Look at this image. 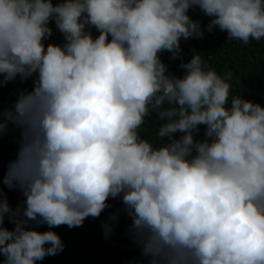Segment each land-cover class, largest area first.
I'll return each instance as SVG.
<instances>
[{"label":"clouds","instance_id":"9594fccd","mask_svg":"<svg viewBox=\"0 0 264 264\" xmlns=\"http://www.w3.org/2000/svg\"><path fill=\"white\" fill-rule=\"evenodd\" d=\"M53 23L63 43L47 42ZM215 28L264 39V0H0V89L32 79L0 103V140L18 132L0 176V264L61 253L52 229L99 218L110 199L122 208L103 234L130 218L136 264H264V106L199 55L182 76L161 58ZM153 114L156 141L140 133Z\"/></svg>","mask_w":264,"mask_h":264},{"label":"trees","instance_id":"16d2710c","mask_svg":"<svg viewBox=\"0 0 264 264\" xmlns=\"http://www.w3.org/2000/svg\"><path fill=\"white\" fill-rule=\"evenodd\" d=\"M190 16L194 20L202 21V27L207 25L209 17H206L198 8L190 10ZM53 35L47 42L63 43V35L55 29ZM182 59H171V53L161 54L162 60L169 66V71L175 75L182 76L184 70L180 67L181 62H187L193 55L201 56L203 62L209 67L223 75L229 71L233 77L232 95H240L255 103L264 106V39L260 41L250 40L247 45L238 40H228L227 33L215 28L213 32L205 31L202 38H189L181 42ZM32 79L9 83L0 89V103L4 107L14 103L15 95L25 88L31 89ZM231 99V96L230 98ZM160 121L155 114L146 118L141 127V135L156 141V132ZM201 127L200 136H203ZM179 135V134H177ZM18 132L9 125V131L0 140V176L6 171L7 164L15 158L18 150ZM10 204L15 207L23 200L18 190L9 191L5 187ZM111 208L106 209L99 218H87L81 227L69 228L63 225L52 229L57 232L64 242V250L54 256H47L37 264H136L140 258L139 249L131 243L125 235L130 218L121 214L115 222V230L109 238H105L101 224L108 218L109 213L122 208L119 199H110ZM5 226L11 229L12 224L5 220ZM39 231H46L47 226L42 225ZM143 264H147L146 261Z\"/></svg>","mask_w":264,"mask_h":264}]
</instances>
